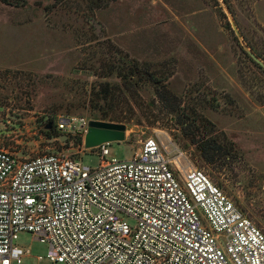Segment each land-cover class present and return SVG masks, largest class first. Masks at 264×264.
Segmentation results:
<instances>
[{
  "label": "rangeland",
  "instance_id": "obj_1",
  "mask_svg": "<svg viewBox=\"0 0 264 264\" xmlns=\"http://www.w3.org/2000/svg\"><path fill=\"white\" fill-rule=\"evenodd\" d=\"M18 4L0 3L1 148L27 159L62 153L96 168V150L56 130L59 115L124 125L107 161L131 158L157 135L264 233V0ZM182 120L196 137L217 139L223 154L209 164ZM16 244L28 250L22 264H52L31 234Z\"/></svg>",
  "mask_w": 264,
  "mask_h": 264
},
{
  "label": "built area",
  "instance_id": "obj_2",
  "mask_svg": "<svg viewBox=\"0 0 264 264\" xmlns=\"http://www.w3.org/2000/svg\"><path fill=\"white\" fill-rule=\"evenodd\" d=\"M90 121L102 122L59 115L54 126L96 150V168L0 147V264H22L21 233L47 244L52 264H264V233L184 152L155 135L107 161L108 144L84 147Z\"/></svg>",
  "mask_w": 264,
  "mask_h": 264
},
{
  "label": "water",
  "instance_id": "obj_3",
  "mask_svg": "<svg viewBox=\"0 0 264 264\" xmlns=\"http://www.w3.org/2000/svg\"><path fill=\"white\" fill-rule=\"evenodd\" d=\"M237 33V31H236ZM249 57L260 64L256 56L247 48L242 39L239 40ZM125 140V126L122 124L90 121L87 133L84 137V147L87 149L97 147L101 144L111 142H122Z\"/></svg>",
  "mask_w": 264,
  "mask_h": 264
},
{
  "label": "trees",
  "instance_id": "obj_4",
  "mask_svg": "<svg viewBox=\"0 0 264 264\" xmlns=\"http://www.w3.org/2000/svg\"><path fill=\"white\" fill-rule=\"evenodd\" d=\"M18 1L19 0H0V3L4 5L17 6L19 5ZM162 88L163 90H166L165 87ZM102 93L105 96L107 94V91H103ZM159 98L164 102L167 100L165 99V97L162 96V94L159 95ZM51 122L52 121L49 120L48 124H50ZM180 124L182 126L184 137L190 139L189 143L195 146V151L199 155L203 156L209 164L213 163L214 158L220 156L225 151L223 145L217 139L212 137L211 138L198 137V135L196 137L195 134L190 133L191 125L186 124V121L183 120ZM50 128H53V125H51L49 129ZM49 131H51V129ZM77 140L79 143H81V138L77 137Z\"/></svg>",
  "mask_w": 264,
  "mask_h": 264
}]
</instances>
